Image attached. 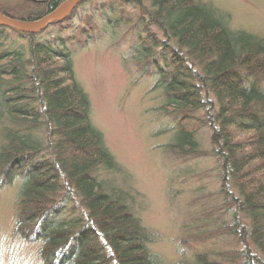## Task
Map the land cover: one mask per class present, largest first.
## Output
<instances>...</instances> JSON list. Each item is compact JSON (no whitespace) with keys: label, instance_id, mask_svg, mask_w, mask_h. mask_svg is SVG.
Returning a JSON list of instances; mask_svg holds the SVG:
<instances>
[{"label":"trees","instance_id":"1","mask_svg":"<svg viewBox=\"0 0 264 264\" xmlns=\"http://www.w3.org/2000/svg\"><path fill=\"white\" fill-rule=\"evenodd\" d=\"M65 1L0 3V14L30 24ZM145 1L149 6L116 0L102 20L142 29L134 59L152 68L161 109L180 116L165 148L177 156L197 153V132L209 130L231 221L200 238L231 236L241 246L211 254L213 260L197 252L178 264H264V39L230 30L199 0ZM82 4L50 23L54 39L0 25V188L19 185L15 233L38 245L41 264H162L129 195L108 181L120 168L91 124L90 101L73 70L77 48L59 37ZM160 49L169 52L156 59Z\"/></svg>","mask_w":264,"mask_h":264},{"label":"rangeland","instance_id":"2","mask_svg":"<svg viewBox=\"0 0 264 264\" xmlns=\"http://www.w3.org/2000/svg\"><path fill=\"white\" fill-rule=\"evenodd\" d=\"M22 1L0 3L13 6ZM199 1L215 9L230 30L264 39V0ZM114 2L83 3L68 26L64 25L69 31L59 35L77 48L73 70L89 98L91 124L120 168L108 181L129 195L133 213L154 235L150 251L162 264L188 263L197 252L217 259L211 254L241 246L231 236L200 238L201 233L231 221L210 154L209 130L205 127L197 132V153L177 156L165 148L180 116L161 109L163 96L153 88L152 68L134 59L136 39L142 30L139 24L115 26L102 20V11ZM144 4L149 6L145 0ZM127 12L126 16H133L132 10ZM52 25L39 30L45 31L42 37L57 38V27ZM149 30L157 40L162 39L155 28ZM168 52L155 51L156 59ZM262 83L264 87V80ZM191 115L203 118L202 112ZM18 188L16 183L0 188V264H41L38 245L25 242L15 233Z\"/></svg>","mask_w":264,"mask_h":264},{"label":"water","instance_id":"3","mask_svg":"<svg viewBox=\"0 0 264 264\" xmlns=\"http://www.w3.org/2000/svg\"><path fill=\"white\" fill-rule=\"evenodd\" d=\"M84 1L85 0H66L53 14L40 21L30 24L12 21L0 14V25L23 33H34L36 31H39L41 28H44L46 25L59 21L68 16L77 6L82 4Z\"/></svg>","mask_w":264,"mask_h":264}]
</instances>
